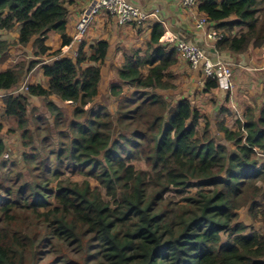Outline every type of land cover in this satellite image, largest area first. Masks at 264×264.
<instances>
[{"label": "trees", "instance_id": "16d2710c", "mask_svg": "<svg viewBox=\"0 0 264 264\" xmlns=\"http://www.w3.org/2000/svg\"><path fill=\"white\" fill-rule=\"evenodd\" d=\"M72 3L0 0V31L19 30L14 43L0 39V58L36 38L35 60L0 70V93L8 94L0 106L26 148L52 145L50 136L60 130L52 151L23 155L26 166L31 156L36 160L29 174L3 165L7 148L0 139V264H52L53 255L65 261L67 243L79 264H264V233H248L238 221L248 208L264 222V100L242 110L239 132L227 128L224 117L233 112L222 107L217 128L224 137H212L210 114L188 99L172 105L159 91L171 88L168 70L181 55L160 42L165 27L158 24L145 53L135 52L118 72L113 116L95 104L109 43L83 41L75 57L62 55L72 43ZM199 10L223 35L215 44L223 60L263 54L264 0H203ZM51 32L60 36L61 50L48 46ZM46 57L54 60L45 63ZM39 66L47 86L29 82L27 92L15 93ZM218 90V81L203 75L202 93ZM30 98L49 100V116H30ZM66 102L77 105L75 121L62 126ZM86 176L97 185L81 181ZM22 212L40 219L33 235L24 227L12 232Z\"/></svg>", "mask_w": 264, "mask_h": 264}, {"label": "rangeland", "instance_id": "374dc122", "mask_svg": "<svg viewBox=\"0 0 264 264\" xmlns=\"http://www.w3.org/2000/svg\"><path fill=\"white\" fill-rule=\"evenodd\" d=\"M95 5H96V1ZM77 1L73 0L72 6H76ZM76 10V7H74L72 11ZM93 8L92 6H89V9L87 11L88 15H91ZM98 15L96 16V18ZM93 21L91 28L89 29V33H91L94 29H97L99 26L98 21ZM19 30H13L11 32H5L0 31V39L4 38L7 39L10 43H14V40L18 36ZM36 41V38L33 40L32 44H30L28 47H22V46H14L11 48V50L8 52L7 57L0 58V70L5 71L7 69H10L14 66H18L19 64L31 62L32 60H35L36 57L35 49H33V43ZM53 41V40H52ZM60 57V56H59ZM234 62L240 61L238 58H232ZM45 63H51L54 58L46 57ZM263 60V61H262ZM174 68H177L179 71L183 70L185 71V67L181 66L179 64L175 65ZM190 69V66L187 67ZM247 71L237 70L234 69V74H236V77L234 75V80L236 81V88H234V91L232 93L225 92L223 90L215 91L211 94H203V84L200 85L199 81H194V78L187 73L180 75L178 79L175 78H168V82L173 85L175 88L167 89V90H159L162 92L163 96L167 98L169 103L172 105H175V103L188 99L192 102L194 107L199 108L203 113H208L211 116L210 119V130H211V136L214 137L215 133L218 134V136L224 137L223 133L218 132L217 124L219 122H222L223 119L218 117L219 110L222 107H226L228 109H232L231 115H226L225 122L226 126L230 131L233 132H239L241 128H239V124L241 123L239 114L242 113V110H244L247 105H256L261 103L262 100H264V52L263 54H260L259 57H255L254 60L251 62V64L247 67ZM107 70V68H105ZM191 70V69H190ZM188 71V70H187ZM194 71V70H191ZM41 66L37 68L34 73L31 75H34L38 77V75H41ZM196 72V71H194ZM109 74V71L107 72ZM248 75L246 77L248 80H246L244 75ZM30 75V76H31ZM243 75V76H242ZM199 78L203 80V72L198 73ZM262 76V77H261ZM244 77V78H243ZM30 79V83L34 82L28 75L22 80V85L27 79ZM239 78L241 79V82L239 81ZM258 80L262 81L263 85L258 84ZM174 81V82H173ZM45 85L48 84L47 80L45 79ZM19 85V86H20ZM18 86V87H19ZM47 86V85H46ZM117 84H110L108 87H106V90H104V94L95 101L96 105H104L111 110L113 116L116 115L117 112V106L116 102L114 101V97L112 95V90L114 87H116ZM229 94V101H226L227 95ZM31 99V98H30ZM3 99L0 97V103H2ZM100 102V103H98ZM66 111L65 115L62 116L61 123L63 126V120L66 119L67 126L75 121L74 119V113L77 108V105L73 102H66ZM48 104L49 100L39 98V99H31V104L29 106V113L30 116H32L34 119L41 118L42 116L48 117ZM53 123V122H52ZM66 126V127H67ZM203 125L199 127L200 131L203 130ZM66 130V129H65ZM118 131V130H116ZM60 130L58 129L53 136H50V140L52 141V145L48 144H42L40 142V145L34 147L30 146L31 148H26L25 140L23 137V134L21 131L17 130L16 123L14 119H11L7 116L6 110L0 106V139H2L5 142L6 145V152L4 153V156L2 159L4 160L3 165L7 164L9 165V170H14L13 172H23V174H29L28 169H34L37 164H34L36 162L35 158L31 156L29 159L31 161H34L31 166H26V162L23 163V155L30 150V154H36L38 151H40L42 148H45L46 152L49 153L54 149V146L56 145L60 139L59 135ZM44 132L42 131V134ZM115 133V132H114ZM119 132L115 133L114 136L117 137ZM218 142L226 143L228 146H232V143L225 142V140H219ZM44 151V149H42ZM13 164V165H12ZM137 166L139 169H147V165L145 163L138 164ZM67 176H63V178L70 177L71 175L68 174ZM70 175V176H69ZM87 177V176H86ZM27 181L31 182V178L27 175L25 177ZM80 179V178H78ZM90 180L92 186H96V182L92 178H81V181H88ZM263 187H264V183ZM56 183L52 186L55 187ZM104 196L106 198V195L104 193ZM171 196H174L173 194ZM185 196L181 195L178 200H183ZM52 208L55 205V202H52ZM48 211L50 209H47ZM47 210H41L40 212H46ZM261 219V217H260ZM240 223L247 226L249 228V232H260L264 233V222L261 220H253L251 218L249 209L244 208L239 211V220ZM40 219L32 214H27L22 212L21 218L18 219V222L15 224V226L12 228V232L20 229L25 228L26 232L30 235H33L35 232V229L39 226ZM228 237V234L226 233L223 236V241H226ZM69 246L68 255H65L68 257V259H65V261H57L56 257L53 255V263L52 264H79V255L78 252L73 251V245L70 243H67ZM49 259V257H46L45 260ZM29 264H36L33 262H30ZM46 264V263H42ZM90 264H95L94 262H91Z\"/></svg>", "mask_w": 264, "mask_h": 264}, {"label": "crops", "instance_id": "0c3cea01", "mask_svg": "<svg viewBox=\"0 0 264 264\" xmlns=\"http://www.w3.org/2000/svg\"><path fill=\"white\" fill-rule=\"evenodd\" d=\"M76 6H72L71 9L76 7V10L70 13V18L67 21V33L70 37L73 38L75 34L76 24L79 21V18L83 14H87L89 6L92 8L95 7V2L93 0H76ZM132 4L141 8L145 13L152 14L154 12H158L157 17H152L148 20L147 24L143 28H134L133 26L120 27L116 23V21L108 15L105 11L99 13L96 20L99 23L97 29H94L91 33H88L86 37V42L89 46L94 45L98 41H107L110 45L108 56L106 57L105 64L102 69V81L100 84V96L104 94V90L110 84L120 85L118 72L123 67L125 61L132 56L137 51H142L144 54L148 48L149 41L151 40V36L154 30V27L158 24H163L165 27V33H171L175 35L179 40L194 43L200 45L202 48H207L210 52H208L209 57L214 60L217 59L218 54L213 52V47L215 48V43L208 41L206 39V34L209 31L217 30L215 24L210 23V26L205 30H201L197 28V22L204 16V14L199 10V8H185L181 5L180 0H129ZM201 3L203 0H200ZM200 3V4H201ZM208 30V31H207ZM53 40V41H52ZM160 42L164 45V41L160 39ZM48 46H50L54 51L62 49V40L60 36L56 32H51L49 34ZM170 46V45H168ZM173 47V46H170ZM74 50L76 51V46L73 47V50L69 54H66V51L62 49V55H73ZM207 50V51H208ZM219 57L221 54L219 53ZM251 57V58H250ZM222 58V57H221ZM240 60H246L245 62H235L233 64V70H248V66L254 60L252 59V54L249 56L248 54L244 56V58L238 57ZM255 58V56H254ZM263 61V60H262ZM178 64L184 66L185 71H179L177 68H170L168 70L169 76L168 78L178 79L180 75H183L188 72V74L194 78V81H199L200 85L203 84V80L199 78L198 72L191 71L187 67L189 66L185 59L179 57ZM107 68V70H105ZM188 70V71H187ZM109 71V74L107 73ZM34 73V71L32 72ZM31 73V74H32ZM29 74V77L35 82L40 83L43 86L45 85V77L43 72L38 77ZM31 75V76H30ZM236 77V74H234ZM243 76V75H242ZM245 78L248 75H244ZM262 77V76H261ZM244 78V77H243ZM242 78H239L241 82ZM47 80V79H46ZM246 80H248L246 78ZM174 82V81H173ZM235 84L236 81L234 80ZM258 84L263 85L262 81L258 80ZM32 84V82H31ZM171 88H175L173 85ZM170 88V89H171ZM99 96V97H100ZM39 99V98H34ZM263 100L261 101V103ZM100 103V102H98ZM260 103V104H261ZM67 104V103H65ZM259 104V103H258ZM247 107L244 110H247L248 107L254 106L246 104ZM255 107V106H254Z\"/></svg>", "mask_w": 264, "mask_h": 264}, {"label": "built area", "instance_id": "2783aa9c", "mask_svg": "<svg viewBox=\"0 0 264 264\" xmlns=\"http://www.w3.org/2000/svg\"><path fill=\"white\" fill-rule=\"evenodd\" d=\"M96 1V5L93 8L91 15L83 14L78 23L76 24L75 34L73 36L72 43L64 48L66 54H69L73 47L77 44H81L88 35V31L91 28L93 21L96 16L105 11L110 15L120 27L133 26L135 28H143L148 20L152 17H157L158 12L152 14L145 13L141 8L132 4L129 0H93ZM181 5L185 8H198L200 0H180ZM210 26L208 18L204 15L198 22L197 28L205 30ZM206 37L210 41L220 42L223 39V35L216 31H208ZM162 41L166 45H170L176 48L177 52L181 55L183 59L189 64L191 70L196 72H203L205 78H213L218 81L219 89L232 93L234 91V70L233 64L223 60L217 56L214 60L209 57V53L206 49L200 47L197 44L188 43L179 40L175 35L171 33H166ZM77 52L74 51V56ZM29 82L26 80L20 88H18L15 93H20L28 91ZM7 93H0V97L4 99Z\"/></svg>", "mask_w": 264, "mask_h": 264}, {"label": "clouds", "instance_id": "9594fccd", "mask_svg": "<svg viewBox=\"0 0 264 264\" xmlns=\"http://www.w3.org/2000/svg\"><path fill=\"white\" fill-rule=\"evenodd\" d=\"M200 3H201V1H200ZM201 4H202V3H201ZM201 4H199V7L201 6ZM199 7H198V8H199ZM98 15H99V14H98ZM204 15H205V14H204ZM205 16H206V15H205ZM206 17H207V16H206ZM79 19H80V18H79ZM209 22H210V21H209ZM116 23H117V22H116ZM134 28H135V27H134ZM207 31H208V30H207ZM209 31H210V29H209ZM213 31L218 32V30H215V29H214ZM88 33H89V32H88ZM218 33H219V32H218ZM164 35H165V34H164ZM164 35H163V36H164ZM73 36H74V35H73ZM163 36H162V38H163ZM86 37H87V36H86ZM162 38H161V39H162ZM206 39H207V37H206ZM85 40H86V39H85ZM85 40H84V41H85ZM207 40H208V39H207ZM72 41H73V38H72ZM208 41H210V40H208ZM211 42H213V43L216 44V42H214V41H211ZM193 44H194V43H193ZM200 47H201V46H200ZM63 49H64V48H63ZM212 50H215V53H218V54H219V52L216 51V49H215L214 47H213ZM74 51H75V50H74ZM75 52H77V50H76ZM74 57H75V56H74ZM230 63H232V62H230ZM232 64H234V63H232ZM27 80H28V82H30V79H29V78H28ZM21 86H22V85H20L19 87H17V89L20 88ZM17 89H16V90H17ZM16 90H15V91H16ZM24 92H27V91H24ZM20 93H22V92H20Z\"/></svg>", "mask_w": 264, "mask_h": 264}, {"label": "water", "instance_id": "95a60500", "mask_svg": "<svg viewBox=\"0 0 264 264\" xmlns=\"http://www.w3.org/2000/svg\"><path fill=\"white\" fill-rule=\"evenodd\" d=\"M200 46V45H199ZM215 50H213V52H214Z\"/></svg>", "mask_w": 264, "mask_h": 264}]
</instances>
